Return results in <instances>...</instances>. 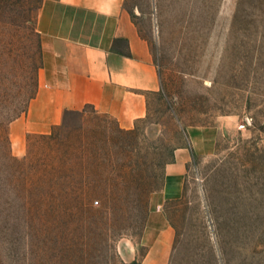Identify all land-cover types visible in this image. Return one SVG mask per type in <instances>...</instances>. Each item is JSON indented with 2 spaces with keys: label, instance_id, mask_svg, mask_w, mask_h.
Returning <instances> with one entry per match:
<instances>
[{
  "label": "rangeland",
  "instance_id": "obj_1",
  "mask_svg": "<svg viewBox=\"0 0 264 264\" xmlns=\"http://www.w3.org/2000/svg\"><path fill=\"white\" fill-rule=\"evenodd\" d=\"M43 1L0 0V264H141L150 197L189 145L184 193L160 208L167 264H264V0H125L160 77L145 117L124 130L66 112L17 156L8 127L36 90Z\"/></svg>",
  "mask_w": 264,
  "mask_h": 264
},
{
  "label": "crops",
  "instance_id": "obj_2",
  "mask_svg": "<svg viewBox=\"0 0 264 264\" xmlns=\"http://www.w3.org/2000/svg\"><path fill=\"white\" fill-rule=\"evenodd\" d=\"M124 2H42L36 21L42 62L34 96L24 113L9 123L13 154L23 155L26 137L50 133L66 112L91 107L124 130L145 117L148 95L160 89V77L149 45ZM189 139L196 142L192 135ZM189 146L174 150L172 160L165 164L161 188L150 197L148 226L157 230L141 264L168 263L174 230L160 208L184 193L192 158Z\"/></svg>",
  "mask_w": 264,
  "mask_h": 264
},
{
  "label": "trees",
  "instance_id": "obj_3",
  "mask_svg": "<svg viewBox=\"0 0 264 264\" xmlns=\"http://www.w3.org/2000/svg\"><path fill=\"white\" fill-rule=\"evenodd\" d=\"M40 68V67H39ZM38 68V69H39ZM37 69V70H38ZM35 85L37 86V74H36V77H35ZM36 91V90H35ZM35 92L33 93V95L30 97V99L34 96ZM29 99V100H30ZM52 135V132L51 133H48V134H39V136L41 137H48V136H51ZM56 169V168H55ZM50 171V170H48ZM57 171V170H56ZM43 174H51V172H43ZM15 182V181H14ZM4 191H5V186L4 184L0 183V221H1V218L4 217V202H5V197H4Z\"/></svg>",
  "mask_w": 264,
  "mask_h": 264
},
{
  "label": "built area",
  "instance_id": "obj_4",
  "mask_svg": "<svg viewBox=\"0 0 264 264\" xmlns=\"http://www.w3.org/2000/svg\"><path fill=\"white\" fill-rule=\"evenodd\" d=\"M245 126V124L244 123H242L241 125H240V128H243Z\"/></svg>",
  "mask_w": 264,
  "mask_h": 264
}]
</instances>
